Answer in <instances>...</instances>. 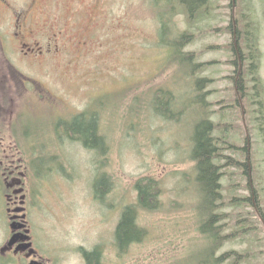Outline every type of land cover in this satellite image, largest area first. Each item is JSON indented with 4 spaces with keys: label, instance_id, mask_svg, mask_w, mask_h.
<instances>
[{
    "label": "rangeland",
    "instance_id": "obj_1",
    "mask_svg": "<svg viewBox=\"0 0 264 264\" xmlns=\"http://www.w3.org/2000/svg\"><path fill=\"white\" fill-rule=\"evenodd\" d=\"M7 1L0 0V160L13 146L28 166L36 199L32 224L47 230L49 244L66 249L61 264H82L80 248L95 245L102 264H198L202 242L189 154L199 116L214 120L215 135L225 132L237 146L227 155L245 161L242 149L250 142L254 198L264 209V0H209L194 20L179 4L154 0ZM21 11H30L33 31L24 40L35 47L31 52L14 33ZM161 17L167 39L188 34L181 53L192 62L183 63L181 54L175 59L161 41ZM248 21L260 48L255 60L243 37ZM199 78L209 81L198 91ZM203 93L201 108L179 114ZM158 106L178 120L160 115ZM95 117L103 150L69 136L94 125ZM227 172L228 192L251 195L246 175L233 166ZM153 177L160 179L161 208L139 214L149 237L120 250L122 211L137 204V182ZM5 216L0 209V240ZM230 249L250 251L248 264H264V241L228 242L221 252Z\"/></svg>",
    "mask_w": 264,
    "mask_h": 264
},
{
    "label": "trees",
    "instance_id": "obj_2",
    "mask_svg": "<svg viewBox=\"0 0 264 264\" xmlns=\"http://www.w3.org/2000/svg\"><path fill=\"white\" fill-rule=\"evenodd\" d=\"M157 5L176 3L182 7L188 18H200V11L208 3L209 0H154ZM197 19V20H198ZM251 22L244 23L246 47L249 49L250 58L255 60L258 57L259 45L257 34L254 26L249 27ZM169 28L167 22L161 17V41L166 43L173 52V57L181 56L183 63L192 62L191 58L182 55L183 48L187 42L188 34L184 33L179 36L174 35L172 40L167 39ZM245 45V44H243ZM235 53L236 49L233 47ZM242 56V53L238 51ZM237 54L236 63L239 64ZM252 55V56H251ZM243 58V56H242ZM251 69H254L252 66ZM254 72L256 70H253ZM208 78H199L196 81L197 90H202ZM243 88V87H242ZM244 89V88H243ZM161 92L171 94L170 90H160ZM172 95V94H171ZM174 98V96H172ZM206 100L204 93L197 95L191 99L189 103L182 105L179 112L183 115L184 110L191 107L202 106ZM201 108V107H200ZM156 111L166 119L178 120L174 115L162 110L159 106ZM199 110V108H197ZM95 117L94 121H96ZM93 121V122H94ZM92 128V136H88V130ZM217 123L209 117L199 116L196 118L192 132V146L190 150V158L193 165L194 176L192 179V187L195 196L194 216L196 228L202 243H198V264H248L252 258L250 251L240 252L230 249L224 252L222 248L228 242L242 241L252 243H261L264 241V209L254 198L255 188L253 185V172L250 165L249 154L245 161L235 158L225 153L226 149L235 150L237 146L231 143L225 132L223 137L215 135L217 131ZM96 128V122L84 131L69 133L70 138L81 140L88 148H105L104 136L99 133ZM100 134V135H99ZM93 138L91 141L90 139ZM101 140V145H99ZM239 151L242 149L238 148ZM243 151L249 152L248 144L243 147ZM253 163V162H252ZM230 166L238 168L241 175L247 176L248 184L246 189L251 191L248 194H236L228 192L223 184V179L228 174L227 170ZM100 179H96L94 183L96 197L100 194ZM104 182V180L102 179ZM103 184V183H102ZM138 191V202L134 205H127L121 214L116 228L117 246L120 250H125L130 244L143 242L149 237V230L142 226L139 222V214L141 210L152 211L161 208V186L159 178H146L140 180L136 184ZM235 187L233 186V189ZM227 191V193H226ZM231 193V194H229ZM251 246V245H250ZM253 248V246H251ZM93 260L97 258L96 252L91 253Z\"/></svg>",
    "mask_w": 264,
    "mask_h": 264
},
{
    "label": "flooded vegetation",
    "instance_id": "obj_3",
    "mask_svg": "<svg viewBox=\"0 0 264 264\" xmlns=\"http://www.w3.org/2000/svg\"><path fill=\"white\" fill-rule=\"evenodd\" d=\"M2 1L9 5L7 0ZM29 14L30 11H21L14 17V33L20 45L28 46L31 52L35 47L24 40L26 35L33 31ZM51 39L57 40V34ZM56 47H59L57 43ZM43 52L38 51L37 55ZM238 55L241 59L242 56ZM96 128L100 130L99 119L96 121ZM76 141L84 144L81 140ZM17 152L13 146H8L3 149L0 160V209L6 215L8 224L7 232L0 240V264H61L63 254L60 250L66 249L49 244L47 230L32 224L30 214L36 209V199L31 186L32 177L27 175L28 166ZM80 249L78 252L82 264H102V251L99 246ZM67 252H63L64 256ZM92 252L97 254L94 260ZM63 260L66 261L65 258Z\"/></svg>",
    "mask_w": 264,
    "mask_h": 264
},
{
    "label": "bare ground",
    "instance_id": "obj_4",
    "mask_svg": "<svg viewBox=\"0 0 264 264\" xmlns=\"http://www.w3.org/2000/svg\"><path fill=\"white\" fill-rule=\"evenodd\" d=\"M234 5V4H233ZM235 8V7H234ZM235 20V19H234ZM234 33H235V35H236V31H233ZM260 49V48H259ZM260 54H261V51H260ZM261 57V56H260ZM260 59V58H259ZM261 60V59H260ZM259 69V68H258ZM259 95V94H258ZM258 98V97H257ZM242 108V107H241ZM245 110V109H244ZM263 111V110H262ZM243 116V115H242ZM245 116V115H244ZM262 121V120H261ZM262 123V122H261ZM100 133V132H99ZM249 133H247V138L249 137V135H248ZM100 135V134H99ZM247 144H248V154H249V159H250V142L249 141H247Z\"/></svg>",
    "mask_w": 264,
    "mask_h": 264
},
{
    "label": "water",
    "instance_id": "obj_5",
    "mask_svg": "<svg viewBox=\"0 0 264 264\" xmlns=\"http://www.w3.org/2000/svg\"><path fill=\"white\" fill-rule=\"evenodd\" d=\"M12 226H14V225H12Z\"/></svg>",
    "mask_w": 264,
    "mask_h": 264
}]
</instances>
